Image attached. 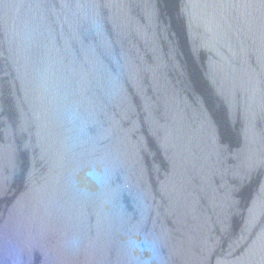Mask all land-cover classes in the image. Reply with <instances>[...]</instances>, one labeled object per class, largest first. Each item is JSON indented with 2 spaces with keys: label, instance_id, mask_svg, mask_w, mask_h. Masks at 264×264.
Here are the masks:
<instances>
[{
  "label": "water",
  "instance_id": "obj_1",
  "mask_svg": "<svg viewBox=\"0 0 264 264\" xmlns=\"http://www.w3.org/2000/svg\"><path fill=\"white\" fill-rule=\"evenodd\" d=\"M17 261L264 264V0H0Z\"/></svg>",
  "mask_w": 264,
  "mask_h": 264
},
{
  "label": "clouds",
  "instance_id": "obj_2",
  "mask_svg": "<svg viewBox=\"0 0 264 264\" xmlns=\"http://www.w3.org/2000/svg\"><path fill=\"white\" fill-rule=\"evenodd\" d=\"M89 176L97 183H100L103 179V177L100 176V174L96 173L95 171L90 172ZM133 243L134 246L139 248L141 251L154 252V245L148 240L133 242ZM14 264H18V261L14 262ZM148 264H150V261L148 262Z\"/></svg>",
  "mask_w": 264,
  "mask_h": 264
}]
</instances>
